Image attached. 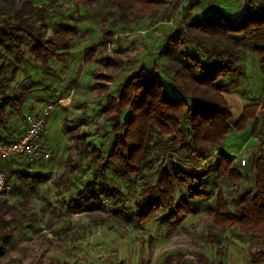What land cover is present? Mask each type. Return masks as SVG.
<instances>
[{
  "label": "trees",
  "instance_id": "trees-1",
  "mask_svg": "<svg viewBox=\"0 0 264 264\" xmlns=\"http://www.w3.org/2000/svg\"><path fill=\"white\" fill-rule=\"evenodd\" d=\"M68 1L76 8L91 9L104 0ZM186 1V14L165 35L152 70L141 67L120 83L115 93L108 87L114 82L112 74L100 76L105 83H96L98 94L103 97L99 107L106 113L109 130L103 133V129H96L94 134L72 137L76 156L67 159L69 171L63 178L55 179L53 187L57 194L76 190L66 200L67 213L107 211L104 199L120 205L129 202L121 190L107 185L113 177L141 195L136 212L127 217L129 222L143 226L164 215L160 222L172 228H177L193 213L190 201L213 197L209 209L213 230L221 234L237 230L241 237L258 240L259 247L250 258L253 264H264V138L260 135L264 132V121L260 123L258 119L259 112H264V96L246 104L241 118L235 122L225 95L230 92L225 84L227 79L238 82L244 77L240 60L247 51L258 56L264 67V0H237L245 4V11L239 17L221 9L208 13L203 8L205 0ZM113 2L118 16L103 39L83 51L81 56L87 66L98 52L114 42L117 26L127 27L159 17L168 6L167 0ZM49 4L37 5L36 0H0V48L13 52L15 58L26 63L27 46L44 74H52L55 64H65L73 54L74 42L83 39L79 28L67 19L59 23L47 20ZM180 4L179 1L174 8L177 10ZM119 56L116 52L108 57L106 66L120 71L124 61ZM17 70L18 67L9 75L5 60L0 63V126L4 129L0 143L13 144L23 135L18 136L7 127L14 114H23L28 98L21 90L12 92ZM170 82L181 92V97L175 98L167 91L166 83ZM125 112L127 116L123 120ZM250 126L259 140L248 159L253 185L238 194L232 205L218 184L237 188L247 176L235 166L236 157L223 148V143L231 133L248 132ZM24 130L25 126L23 133ZM107 141L109 148L105 146ZM213 153L215 157L210 158ZM41 162L44 161L31 162L26 158L3 162L9 183L16 178L22 180L19 187H14L19 194L30 195L38 182L51 177L20 172L17 163L21 167L35 163L40 166ZM207 165L215 174L212 183L201 179L200 167ZM83 175L87 177L83 181L85 187L78 190L75 186ZM147 177L152 181L139 191V183ZM178 193L186 194L177 197ZM11 200L0 198V258L15 240L16 230L29 227L36 220L35 215L25 214ZM110 211L109 216L121 213L119 209ZM209 237L220 241L212 234ZM183 257L177 259L179 264H207L205 256L200 254L191 259Z\"/></svg>",
  "mask_w": 264,
  "mask_h": 264
},
{
  "label": "rangeland",
  "instance_id": "rangeland-1",
  "mask_svg": "<svg viewBox=\"0 0 264 264\" xmlns=\"http://www.w3.org/2000/svg\"><path fill=\"white\" fill-rule=\"evenodd\" d=\"M113 1L115 0H104L101 4L87 9L76 8L68 0H36L37 5L51 3L47 17L49 22L59 23L67 19L79 28L83 38L74 42L73 54L65 64L54 65L52 74L42 72L34 56L28 53L27 46L26 63L15 58L13 52L0 48V63L5 60L6 72L12 75L16 67L19 69L14 77L12 92L21 90L28 97L23 106V114H14L7 126L21 136L25 116L29 113H41L44 108H49L41 141L51 154V158L41 162L40 166L35 163L34 166L22 164L20 167V163H17L20 172L25 171L31 175L42 173L50 175L51 179L38 182L33 193L24 196L14 189L15 185L19 187L22 184L21 179L16 178L15 182L10 183L12 203L25 214L35 215L36 220L29 227L16 230L15 240L9 245L4 257L0 258V264H168V260L179 264L177 259L180 257L191 259L199 254L205 256L207 264H253L250 255L259 247V241L241 237L237 230L223 234L213 230V220L209 212L213 197L190 201L193 213L185 217L177 228H172L160 222L164 215L143 226L129 222L127 217L136 212L141 195L113 177L107 181V185L121 190L129 202L120 205L104 199L109 209L107 211L67 213L66 200L74 196L76 190L57 194L53 187L55 179L67 175V159L76 156L72 137L84 133L94 134L96 129H103V133L109 130L106 113L99 107L103 97L98 94L96 83H105L100 76L112 74L114 82L108 87L109 91L115 93L118 85L141 67L152 70L165 35L186 14V0H167L168 6L159 17L127 27L117 26L114 42L103 52H98L96 58L87 66L81 56L83 51L103 39L118 16V9L113 6ZM179 1L181 4L176 10L174 5ZM203 8L208 13H216V10L221 9L239 17L245 11V4L237 0H205ZM116 52H119V57L124 61L120 71L106 66L108 57ZM259 60L258 56L247 51L240 60L244 67V77L238 82H233L232 79L225 81L230 87V92L225 94L227 99L237 102L232 107L242 103L251 104L264 96V67ZM166 84L167 91L173 97L182 96L172 82ZM126 116L127 112L123 113L121 119L124 120ZM258 119L260 123L264 121V112H259ZM253 126L242 134L231 133L223 143V148L236 157L235 166L247 176L237 188L218 184L232 205L238 194L253 185L248 159L252 157L250 153L259 145V140L253 136ZM260 135L264 138V132ZM109 145L110 141H107L105 146L109 148ZM215 154H210V158H214ZM200 168L202 181L214 182L212 168L208 165ZM86 178L83 175L77 181L75 187L78 190L85 187L83 181L86 182ZM151 181L147 177L139 183V191L146 188ZM185 194L176 195L179 197ZM112 209H119V216H109ZM211 234L220 241H212L209 237Z\"/></svg>",
  "mask_w": 264,
  "mask_h": 264
},
{
  "label": "built area",
  "instance_id": "built-area-1",
  "mask_svg": "<svg viewBox=\"0 0 264 264\" xmlns=\"http://www.w3.org/2000/svg\"><path fill=\"white\" fill-rule=\"evenodd\" d=\"M41 113L28 114L25 120V130L17 142L0 143V198L11 200L12 187L7 179L3 162L16 158H26L32 161L51 158L50 152L44 148L41 137L44 131L45 119L49 108ZM244 163V162H243Z\"/></svg>",
  "mask_w": 264,
  "mask_h": 264
},
{
  "label": "crops",
  "instance_id": "crops-1",
  "mask_svg": "<svg viewBox=\"0 0 264 264\" xmlns=\"http://www.w3.org/2000/svg\"><path fill=\"white\" fill-rule=\"evenodd\" d=\"M236 96H237V98H240L239 95H236ZM227 102H229L230 110H231V113L233 115L234 121L235 122L238 121L242 116L241 114L243 113V109L245 107V104L242 103V105H236V107H232V104L237 103V102L236 101L232 102V100H228ZM7 127L9 130L10 126H7ZM2 132H4V129L2 126H0V135L2 134Z\"/></svg>",
  "mask_w": 264,
  "mask_h": 264
}]
</instances>
